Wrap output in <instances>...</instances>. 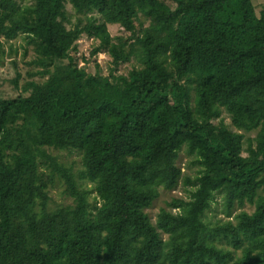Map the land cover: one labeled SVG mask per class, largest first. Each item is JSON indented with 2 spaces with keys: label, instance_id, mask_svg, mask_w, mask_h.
Returning <instances> with one entry per match:
<instances>
[{
  "label": "trees",
  "instance_id": "obj_1",
  "mask_svg": "<svg viewBox=\"0 0 264 264\" xmlns=\"http://www.w3.org/2000/svg\"><path fill=\"white\" fill-rule=\"evenodd\" d=\"M172 1L0 0V59L23 35L42 78L0 97V264H264V7ZM82 35L106 73L69 56ZM47 149L78 152V177ZM55 178L72 204L48 210ZM216 194L225 219L210 223Z\"/></svg>",
  "mask_w": 264,
  "mask_h": 264
},
{
  "label": "rangeland",
  "instance_id": "obj_2",
  "mask_svg": "<svg viewBox=\"0 0 264 264\" xmlns=\"http://www.w3.org/2000/svg\"><path fill=\"white\" fill-rule=\"evenodd\" d=\"M162 1L171 7L174 5L172 0ZM251 2L253 4L255 14L259 15V11L264 7V0H251ZM71 12L72 11H70V13ZM140 20L143 22V26H145L146 22H144L142 18ZM107 29L111 36L127 37L129 35V33L124 31L118 25H108ZM139 29V24L136 23V31H139ZM94 44L95 42L90 37L82 35L76 43L75 50H72L69 53V56L74 57L78 62V66L84 67L87 71L92 70V64L93 62H96L100 66L102 71L106 73L109 58L105 53L102 52L91 56L90 51ZM34 58L35 55L33 53L32 47L31 45L27 44V39L23 35H18L15 39L9 42H4V54L0 59V97L15 96L19 93V86H21L25 81H39L42 79L38 76L29 77L30 73L39 69L37 66L32 64ZM63 64H65V60H63V63L57 64L56 62L55 65L50 68V71L52 72L54 70V67L61 66ZM135 65H137V61L135 60V58H131L130 62L120 64L117 72L124 73ZM16 74H18V87L14 89L12 80L15 78ZM224 122L230 127L228 118L224 117ZM231 129L235 132L242 134L243 140H245L246 138H251L255 134V132L247 133L243 131H238L232 127ZM46 152L56 156L58 160L66 166L70 165L76 178L78 177V174L82 171L80 154L78 152L55 151L52 149H47ZM192 162V156L188 154L184 149H181L176 164L180 167L181 172L189 177H193L197 172V167L196 165L192 164ZM38 170L41 173H47V169L45 168V165L42 164V161L38 162ZM84 184L88 189H91L88 196V200L91 201L92 197L94 196L92 185L86 182H84ZM184 188L185 187H183L182 184H179L177 188L172 191H165L163 189L159 190L158 197L146 210V213L152 223L154 222L155 215L160 207H164L165 204L173 198L184 197ZM63 189L64 184L61 180L56 178L53 180V184L51 186H48V188L46 189L49 198L47 201L48 210H54L55 208L65 207L72 204L71 198L63 193ZM240 210L251 212L253 210V207L251 205L244 204L241 208L234 207L233 213H237ZM205 218L206 221L210 223H212L213 221L225 219L221 195L216 194L214 196L211 207L205 214Z\"/></svg>",
  "mask_w": 264,
  "mask_h": 264
}]
</instances>
